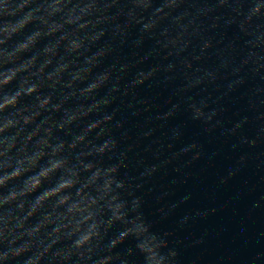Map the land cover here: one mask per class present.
I'll return each mask as SVG.
<instances>
[{"label":"clouds","instance_id":"9594fccd","mask_svg":"<svg viewBox=\"0 0 264 264\" xmlns=\"http://www.w3.org/2000/svg\"><path fill=\"white\" fill-rule=\"evenodd\" d=\"M241 205L210 264H264V0H0V264H209Z\"/></svg>","mask_w":264,"mask_h":264}]
</instances>
